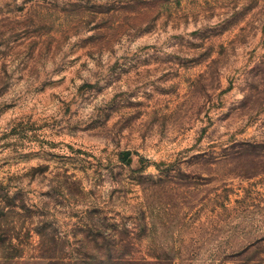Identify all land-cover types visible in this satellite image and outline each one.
I'll use <instances>...</instances> for the list:
<instances>
[{"label": "rangeland", "instance_id": "rangeland-1", "mask_svg": "<svg viewBox=\"0 0 264 264\" xmlns=\"http://www.w3.org/2000/svg\"><path fill=\"white\" fill-rule=\"evenodd\" d=\"M264 264V0H0V264Z\"/></svg>", "mask_w": 264, "mask_h": 264}, {"label": "trees", "instance_id": "trees-1", "mask_svg": "<svg viewBox=\"0 0 264 264\" xmlns=\"http://www.w3.org/2000/svg\"><path fill=\"white\" fill-rule=\"evenodd\" d=\"M51 264H69V263H65L63 261H61V262L52 261Z\"/></svg>", "mask_w": 264, "mask_h": 264}]
</instances>
